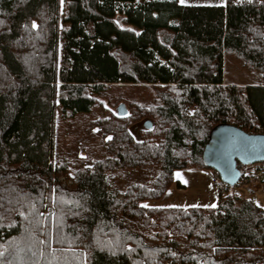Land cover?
<instances>
[{
  "label": "trees",
  "instance_id": "16d2710c",
  "mask_svg": "<svg viewBox=\"0 0 264 264\" xmlns=\"http://www.w3.org/2000/svg\"><path fill=\"white\" fill-rule=\"evenodd\" d=\"M231 55L262 82H226ZM100 96L104 151L55 160L58 107ZM222 122L264 132V0H0V264H264V206L236 184L212 207L144 203L209 166Z\"/></svg>",
  "mask_w": 264,
  "mask_h": 264
},
{
  "label": "rangeland",
  "instance_id": "374dc122",
  "mask_svg": "<svg viewBox=\"0 0 264 264\" xmlns=\"http://www.w3.org/2000/svg\"><path fill=\"white\" fill-rule=\"evenodd\" d=\"M181 1V0H180ZM212 1V2H211ZM188 3H226V0H184ZM127 58V56H125ZM129 61V60H128ZM224 78L226 82L232 83H249L258 84L262 82V73L258 70L251 69L235 56H226ZM115 88L127 90L129 88L131 94L142 92V86L134 87L127 82L117 83ZM128 91V90H127ZM143 96L142 102L150 100V94ZM100 98L103 105L95 107L90 112L79 114L76 118H63L58 107L55 117L54 131V159L60 155L71 153L72 150L79 149V157L86 158L91 155L95 160L104 151V145L101 136L98 134V126L88 129L90 122L96 120L98 116L108 114L110 107L107 97ZM114 109V108H113ZM144 127L143 121L137 122L133 126V131L138 133ZM80 138V139H79ZM87 164H91V160H86ZM175 179L163 193L156 199H147L145 204L150 206H206L212 207L218 204V183L219 178L215 174V169L211 166L189 165L179 167L174 172ZM219 180V181H218ZM178 181L182 182L179 185ZM218 182V183H217ZM241 192L249 191L247 183L239 181ZM262 192V193H260ZM256 195L261 199L264 205V192L259 191Z\"/></svg>",
  "mask_w": 264,
  "mask_h": 264
},
{
  "label": "water",
  "instance_id": "95a60500",
  "mask_svg": "<svg viewBox=\"0 0 264 264\" xmlns=\"http://www.w3.org/2000/svg\"><path fill=\"white\" fill-rule=\"evenodd\" d=\"M204 160L222 180L235 185L242 176L240 163L264 161V132H249L231 122L219 123L211 130Z\"/></svg>",
  "mask_w": 264,
  "mask_h": 264
},
{
  "label": "built area",
  "instance_id": "2783aa9c",
  "mask_svg": "<svg viewBox=\"0 0 264 264\" xmlns=\"http://www.w3.org/2000/svg\"><path fill=\"white\" fill-rule=\"evenodd\" d=\"M241 170L242 176L240 181L247 183L250 189L256 188L257 185L264 179V161H255L252 163L242 164ZM215 174L219 178V180H222L217 171H215ZM222 181L224 183H227L224 180ZM220 185L223 186L222 183H220Z\"/></svg>",
  "mask_w": 264,
  "mask_h": 264
},
{
  "label": "crops",
  "instance_id": "0c3cea01",
  "mask_svg": "<svg viewBox=\"0 0 264 264\" xmlns=\"http://www.w3.org/2000/svg\"><path fill=\"white\" fill-rule=\"evenodd\" d=\"M180 1V0H179ZM227 1V0H226ZM181 2V1H180ZM212 2V1H211ZM185 4H203V3H188V2H183ZM207 4H225V3H207ZM234 190L236 191L237 194H239L240 196H244V197H251L253 199H255L260 205H263V202L261 201V199L256 195V193H259V191H263L264 192V179L262 182H260L256 188H251L249 187V191L247 192H241V186L239 184L235 185ZM262 193V192H260Z\"/></svg>",
  "mask_w": 264,
  "mask_h": 264
},
{
  "label": "snow or ice",
  "instance_id": "6c2138e0",
  "mask_svg": "<svg viewBox=\"0 0 264 264\" xmlns=\"http://www.w3.org/2000/svg\"><path fill=\"white\" fill-rule=\"evenodd\" d=\"M184 2V0H181V3H183ZM35 26V25H34Z\"/></svg>",
  "mask_w": 264,
  "mask_h": 264
},
{
  "label": "bare ground",
  "instance_id": "6f19581e",
  "mask_svg": "<svg viewBox=\"0 0 264 264\" xmlns=\"http://www.w3.org/2000/svg\"><path fill=\"white\" fill-rule=\"evenodd\" d=\"M242 182H243V181H242ZM238 183H239V182H238ZM238 183H237V184H238ZM227 184H228V183H227ZM237 184H236V185H237Z\"/></svg>",
  "mask_w": 264,
  "mask_h": 264
}]
</instances>
